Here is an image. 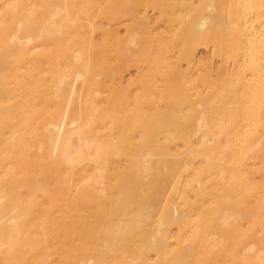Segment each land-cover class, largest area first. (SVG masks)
<instances>
[{
    "label": "bare ground",
    "instance_id": "bare-ground-1",
    "mask_svg": "<svg viewBox=\"0 0 264 264\" xmlns=\"http://www.w3.org/2000/svg\"><path fill=\"white\" fill-rule=\"evenodd\" d=\"M0 264H264V0H0Z\"/></svg>",
    "mask_w": 264,
    "mask_h": 264
}]
</instances>
